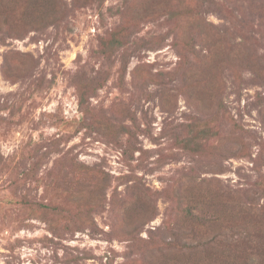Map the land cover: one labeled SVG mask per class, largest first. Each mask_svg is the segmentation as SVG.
I'll return each instance as SVG.
<instances>
[{
  "label": "rangeland",
  "instance_id": "obj_1",
  "mask_svg": "<svg viewBox=\"0 0 264 264\" xmlns=\"http://www.w3.org/2000/svg\"><path fill=\"white\" fill-rule=\"evenodd\" d=\"M248 2L0 0V264H264Z\"/></svg>",
  "mask_w": 264,
  "mask_h": 264
},
{
  "label": "trees",
  "instance_id": "obj_2",
  "mask_svg": "<svg viewBox=\"0 0 264 264\" xmlns=\"http://www.w3.org/2000/svg\"><path fill=\"white\" fill-rule=\"evenodd\" d=\"M264 0H249V2H248V5L249 6H254V5H257V4H259V6L261 7V6H263L264 5ZM200 8H203V4H202V2H200V3H196V4H194V7L193 8H187L186 7V9L184 10V12H183V17H191V16H193L194 14H196V15H198L199 14V10H200ZM202 11H204V10H206V9H201ZM201 11V12H202ZM9 31H10V27H7L6 28V32L7 33H9ZM232 39H234L233 37H232ZM261 65L260 66H257L255 69H254V73H255V75L257 76V77H260L261 79H263L264 77L262 76V75H260V72H261V70H262V68H263V60L261 59V58H259V61H258ZM232 192V194L233 195H235L238 191L237 190H232L231 191ZM233 198V197H232ZM238 199V198H237ZM196 201H199V202H201V206L200 205H198V204H196V206L197 207H199V209H202L203 211H204V207H205V203H208V200L207 201H201V200H196ZM232 201L234 202L235 200H234V198L232 199ZM238 202H240L241 204H243L242 203V201L243 200H237ZM244 205V204H243ZM247 208H249V209H251V207H247ZM186 216H188V218H186V220H188L191 224H193L194 226H196L197 228L199 227V226H202V225H204L205 223H209V219H206V217H203V216H198V215H196V214H193L192 212H191V210H186ZM199 240H200V237H199ZM200 244L198 245V246H200L201 248H207V247H211V249H214V247H215V245H216V239H208V240H204L203 242H201V241H198ZM211 252V251H210ZM212 253V252H211ZM226 255H227V258H226ZM217 259H218V261L219 262H225V263H229V261L231 260L230 259V254L229 253H227L226 251H225V254H220L218 257H216L214 260H215V263L217 262ZM255 263H257V262H254V261H252V264H255Z\"/></svg>",
  "mask_w": 264,
  "mask_h": 264
}]
</instances>
